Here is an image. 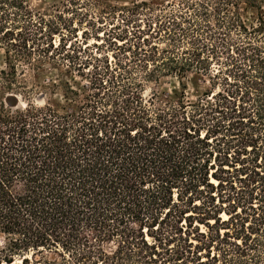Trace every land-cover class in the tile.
I'll return each mask as SVG.
<instances>
[{"label": "trees", "instance_id": "obj_1", "mask_svg": "<svg viewBox=\"0 0 264 264\" xmlns=\"http://www.w3.org/2000/svg\"><path fill=\"white\" fill-rule=\"evenodd\" d=\"M263 8L0 0V91L28 94L25 68L91 75L84 93L65 83L63 107L0 104V264H264ZM93 15L116 22L114 65L80 57ZM189 75L209 86L195 100L144 96Z\"/></svg>", "mask_w": 264, "mask_h": 264}, {"label": "rangeland", "instance_id": "obj_2", "mask_svg": "<svg viewBox=\"0 0 264 264\" xmlns=\"http://www.w3.org/2000/svg\"><path fill=\"white\" fill-rule=\"evenodd\" d=\"M115 5H125L130 4L132 1L135 0H110ZM144 1V0H139ZM158 3H163V0H154ZM31 7L35 10H48L51 6L57 3V0H29ZM80 12L83 14L86 13L85 8H78ZM262 14L264 16V8L262 10ZM257 15L256 11L248 10L245 14V17L251 23V16ZM94 19V20H93ZM76 24L79 23L78 18H76ZM92 21L95 23V27L93 24H88V22H83L80 27L77 29L79 35V42L80 46L84 49L86 47V42L82 40V30L86 29L88 33V43L89 45V53L83 54L80 53L81 59H87L88 56H92L94 59L103 60L104 58H108L109 62L114 65V58H113V46L110 42V39L103 36L104 32L110 34L111 32H119L118 29L113 28V23L116 22H107L103 21L98 23L96 20L95 15H93ZM10 26L16 27L18 29L23 28V24H18L16 22L11 21ZM99 29V30H98ZM98 35L100 38L97 40L95 37ZM55 43L58 45L59 37H55ZM70 41L68 40L67 45H70ZM121 43V42H119ZM91 59V58H90ZM99 64L97 61H92V65ZM102 65V64H101ZM5 53L4 50L0 49V71L5 69ZM46 71L44 73H40V75L33 74L32 72L28 71L27 68L21 69V74L19 75L20 81L24 83V86L27 87L28 94H24L22 91L16 93H8L5 91H0V104L6 102V99H14L19 109H24L28 103H32L37 105L38 107L44 106L47 103L51 105L63 107L66 106L68 103L64 100L63 96V86L65 83L71 85L72 88L75 90H80V92H85V89H89L91 75L87 74L84 78L78 76L77 74L72 75L70 73H65L62 69L60 71L53 69L52 67L46 65ZM92 69V68H90ZM25 73V74H22ZM88 73V72H87ZM92 73V70L91 72ZM183 86H185V93L187 97L191 100H195L196 98L200 97L205 93L209 86L204 83L202 77L197 75H189L186 79H177V78H167L162 81L161 84H147L145 85V98H149L153 92H160L165 93L173 96L175 93H181L183 90ZM227 216H223V219H226ZM6 245V240L3 235L0 234V250L4 249ZM19 262V258L15 259Z\"/></svg>", "mask_w": 264, "mask_h": 264}, {"label": "bare ground", "instance_id": "obj_3", "mask_svg": "<svg viewBox=\"0 0 264 264\" xmlns=\"http://www.w3.org/2000/svg\"><path fill=\"white\" fill-rule=\"evenodd\" d=\"M16 263L19 264L20 262L17 261Z\"/></svg>", "mask_w": 264, "mask_h": 264}]
</instances>
